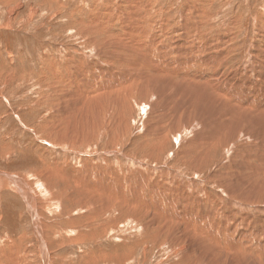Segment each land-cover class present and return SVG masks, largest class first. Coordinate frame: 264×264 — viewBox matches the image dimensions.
I'll return each mask as SVG.
<instances>
[{"label":"rangeland","instance_id":"1","mask_svg":"<svg viewBox=\"0 0 264 264\" xmlns=\"http://www.w3.org/2000/svg\"><path fill=\"white\" fill-rule=\"evenodd\" d=\"M139 20L143 26L141 30L137 25ZM132 26L135 33L124 32L125 28ZM115 33L122 39L121 41L117 38V41L119 46L127 50L126 53H144L143 57H131L130 61L124 55L128 66L125 65L122 69L136 71L134 64L137 59L150 60L152 68L157 66V61L158 65L166 63L167 67L173 66L175 70L178 68L181 75L184 72L185 76H191L194 69L196 72L198 63L208 64L206 60L211 55L212 59L219 57L218 60L214 58L217 64L224 63L219 70L226 73V76L231 71H242L240 78L248 80L245 81V86L249 91L254 92L253 86L258 87L257 89L263 87L264 55L258 46L264 49V0H0V264H45L41 255L43 248L40 235L49 244L47 252L51 253L48 254L50 264H195L186 263L174 256L178 244L174 245L169 232L175 226L181 228L179 220L184 218L173 219L170 214L174 212L179 216L175 210L185 203L188 204L189 198L203 199L202 195L210 197L211 194L210 200L214 206L220 203L218 206L223 204L227 207L231 197L232 201H245L248 204L245 215L251 221L262 224V219H252L251 216H264V197L261 194L255 195L248 188L249 177L246 176L252 170L260 168L256 165V158L251 160L248 154H245V158L240 157L241 150L247 147V141L241 143V138L236 141L233 135L230 136L231 139L229 136L224 140L217 139L215 147L208 150L198 163L195 161L202 153L203 148L200 146L206 143L205 137H218V134L226 132L229 125L228 122L221 124L223 121L215 116L210 117L212 114L198 111L202 107L200 105L209 102L207 99L216 98L208 94L207 87L174 78L169 84L164 82L170 93H163L162 80H159L157 90L162 95L157 94L166 97L165 101L169 100L172 108L176 107V112L180 109L182 114L177 118V115L171 113L169 106L167 112L171 114L164 119L163 134L158 133L161 129L156 127L163 121L162 110H158L161 104L152 100L144 101L138 94L133 96L135 92L145 93L147 88L154 85L153 81L143 82L139 77L134 83L137 84L139 80L136 88L132 90L133 97L129 103L131 111L122 113V125L117 123L116 130L113 126L108 127L107 121L104 123V130L98 132L99 122L93 121L90 110L86 117L84 113L82 120L76 123L77 114L62 113L64 116H60L61 113H57L64 105L84 102L87 95L99 93L98 79L95 77L84 83L83 76L90 75L89 63L93 64V60L103 63L107 61L98 57L99 53L108 52L105 50L106 46L111 54L116 53L113 39L109 36H115ZM126 40L131 47L123 45ZM210 40L218 48L216 52L215 48L206 54L203 48ZM159 49L165 51L162 53L164 56ZM179 49L186 55V59L192 61L184 69L179 67L183 60L182 57H177L182 53ZM82 60L86 62L81 66ZM249 71H252L251 80ZM234 73L231 74L233 78L238 76ZM114 74L102 75L101 80H109ZM137 75L140 76V73ZM177 80L180 85L176 84ZM183 85L187 88L189 86V90L185 88L182 95L176 94L181 92ZM200 87L206 90L203 91ZM190 88H200L199 94ZM59 93L67 95L68 98L63 101ZM96 97L97 102L100 101L101 97ZM263 98L264 96L258 97L257 102L264 103ZM213 99L210 102L216 108L210 106L214 109L222 106ZM90 101L86 104L88 109ZM149 104L152 105L150 111L147 108ZM156 104L158 106L154 107ZM131 105L134 108L131 109ZM146 114L152 115L151 118ZM200 119L202 121H198ZM208 119L211 122L208 123ZM75 125L78 127L77 134L73 129ZM94 129L98 135L94 139L82 141V136L87 137L90 130L94 132ZM220 129L223 130L221 133ZM150 130L155 132L150 133ZM66 135L67 138L60 139ZM227 147H231L230 156ZM256 148L248 151H253L254 156H261ZM91 166L96 168L92 169ZM114 170L119 177L114 176ZM87 184H99V188L100 184H104L107 194L88 195L84 188ZM112 185L116 186L115 193L119 204L116 213L121 210V214L118 212L115 217L107 212V201H110V196L114 193ZM254 186L259 187L264 194V184ZM188 187L192 191L197 190L195 192L199 194H191L193 192ZM186 189L190 191L192 198H186L187 195L183 193ZM226 192H230V196ZM49 193L51 196L46 195ZM24 195H28L29 202L36 201V214L28 207L31 202L28 204ZM107 195L109 198L105 199ZM59 197L63 199L60 205L68 211L61 215L55 211L48 213V205L55 207V203L60 201L57 199ZM177 197H181V202ZM101 204L106 206H101L93 221L104 219L107 223L99 226V232L95 229L91 232L92 228L84 229V226H88L86 224L78 226L73 232L72 228L67 233L63 229L59 233L53 232L63 226L65 219L73 215L79 217L90 214L92 209L89 210L88 207L95 208ZM129 206L132 208L127 211ZM74 208H77L76 211ZM201 209V213L195 212V217L189 220L207 231L214 220L213 212H207L212 210L209 206ZM70 210L71 213H68ZM178 211L181 213L184 209ZM183 213L181 216H184ZM118 215L123 217H119L116 224L114 218L118 219ZM199 215H206L211 224L206 227ZM159 218L160 226L156 227L155 224L159 225L156 222ZM171 218L173 222L166 220ZM36 221L44 229L40 235ZM185 230L196 232L191 227ZM93 232H98L95 238ZM182 232L181 230L178 235L189 237L187 243H191L190 238H193L192 244L195 246L198 233L195 236ZM85 233H89L88 238L94 239L83 242L70 240L71 237L79 238ZM221 242L223 245L222 239ZM185 250L189 252L186 246ZM195 256L202 264H209L206 255H200L198 250Z\"/></svg>","mask_w":264,"mask_h":264},{"label":"bare ground","instance_id":"2","mask_svg":"<svg viewBox=\"0 0 264 264\" xmlns=\"http://www.w3.org/2000/svg\"><path fill=\"white\" fill-rule=\"evenodd\" d=\"M140 20H142V19H140ZM140 20H139V22L137 24L139 30H141L142 27H143L140 24V22H141ZM142 23H144V22H142ZM131 28H129V29L128 28H125L124 32H127V33L132 34L131 31H133V33H135L136 30L133 28V26ZM147 29L148 28H146V30ZM137 32H138V30H137ZM145 33H147V32L145 31ZM145 33H142V34H145ZM117 35H118L117 33H115V36L109 34V36L113 39V42L112 43H113V46H114V48L116 50V53L115 54L122 55V56L118 57L115 54H111L110 53V49L106 46L105 47V50H108V52L107 53H99L98 54V57L99 58L106 59L107 61L103 63L101 61L100 62H97L96 60H93L92 61L93 64H90L89 63V71L91 72V73L89 72L90 75L89 76L88 75L83 76L85 78L83 80V81H85L84 83H86L88 80H90L92 78H95V77L98 79L99 87H97V88H99V91H98L99 93L98 94H89V95H87L86 98L84 99V102L83 101H79V102H73L70 105H64L63 108H61V109L59 108L58 109L57 113L58 114L61 113V114H59L60 116L62 115V113L63 114L65 113V115H71V114L74 115V114H77L78 115V118L75 120V123H76V122L82 120V118L84 116V113H85V117H86L87 114L89 113V110H90L91 117H92L93 121L99 122L98 128H97L98 132L104 130L103 127H106V125H104V123H107V121L109 123L108 124L109 125L108 127H112L113 126V127H115L114 130H116V128L118 126L117 123H119V124L121 123L120 125H122V121H121L122 113L123 112L124 113H127V112L129 113V111H131V110H129L130 109L129 108V106H130L129 103H131L130 101H132L131 100L132 97L134 95L138 94L139 98H142V100H144V101L145 100H150V101L152 100V102H157V103H160L161 104V106L158 108V110H162L161 116L163 118V121L161 123H159V125L156 126V127L157 128H160L162 130V131L159 130L158 133L162 132L160 134H163V131L165 129V126H163V124L165 123L164 119L169 118L171 113H173L175 116L177 115V118H180L179 116L182 115V114L180 113L181 112L180 109H178L177 112H176L174 110V109H176V107L174 109L172 108L173 105L170 104V103H168L169 100L168 101H165L166 97L164 98V96L163 97L160 96L162 94L159 93L158 90H157V84L160 83L159 80L161 79L163 81V82L161 81V85L163 87V93H166V92L168 93L169 92L166 89V85L164 84V82H166V83L169 84L172 80H174V78H176V79H178V78L181 79L182 78V80L185 81V82L194 83V84H196L198 86L207 87L208 88V94L211 95V96L213 95V97H216L215 99H213V98L210 97V99H213L215 102L218 101L222 106H218L217 109H214V108H216V107H214L216 105L213 106L212 105V102H210V99H207V100H209V102L206 100L207 102H204L203 105H200V106H202L201 108L198 106V108H200V109H198V111H200V113H202V114L203 113H206L207 115L212 114L210 117H214L215 116L220 121H223V122H221V124L222 123L224 124V122H226V123L228 122L229 125L226 124L228 128L224 125L227 128L226 132H224L221 129L219 130L220 133H221V131H223V133L218 134L219 135L218 137H215V136L207 137L205 135L206 136L205 137L206 138V140H205L206 143H204V144H202L200 146L201 148H203V150H201V152H202V153H200L201 155L199 157H197L195 159V161H197V163H198L199 160H202V157L206 154V152H208V150H212L215 147L216 142H217V139L220 140V139L223 138V140H224V138L227 137V136H229V138L231 139L230 136L233 135V137H235L237 139L236 141L240 140V138L242 140L241 143H244V142L247 141V147H245V148H243V150H241L240 157H244L245 158V154H248L249 155L248 157H250L251 160L253 158H256L257 159V164L256 165H257L258 168H260V170H252L251 173H249L248 175H246L247 177H249V181H248L249 184H247V185H248V188H250L253 191V193H255V195L256 194H261L264 197V194L261 193L260 188L254 186V185H256V186H262L264 184V103H261L262 101L260 103L257 102L258 101L257 100L258 97H260V96L263 97L264 96V93H263V91H264V81H262V83H261V85L263 86V87H261L262 89H257L258 87L253 86V89L252 90H254V92L253 91H249L248 90V87L245 86V81H248V80H245V78H243V79L240 78V73L242 71L236 72L239 77L237 76V77H234L233 78L231 76V74L234 73L233 71H231V73H229V75L226 76V73L224 74V73L220 72V70H219V69L222 68V66H223L224 63L222 65L221 64H217L216 60H214V58L215 59H217V58L214 57L212 59V57L210 58L211 55H209V59L206 60L208 62V64L207 65H205V64L199 65V63H198V66L196 65L197 66L196 72H195V69H194V72H193L194 74L192 75V73H191V76H185L184 72L181 75L180 72H179V70L177 71L178 68L175 70V68H173V66L172 67H167L168 64H166V63H162V64L158 65L156 60H154V61H156L155 63L157 65L155 68H152V62L150 60L141 61V60H138L137 59L136 62H135V64H134V67L136 68V71H135V69H134V71L132 69H125V68L122 69L125 65L128 66L127 65L128 62L125 61L126 57L130 61V58L131 57H135V56L137 58L139 56L143 57L144 56V53L138 52V53H135V55H130V54L126 53L127 50L124 47L119 46V42L117 41V38H118V40H121V41H122V39H120ZM95 38H97V37H95ZM210 41L207 42L204 45V48L202 47L203 50H204V52H206V54H208L207 52H209V51L211 53L216 48V45L212 41L211 42ZM178 42H179V40H178ZM123 45L130 46V42L128 40H126L123 43ZM145 47H146V44H145ZM217 48L215 49V52H216ZM175 49H178V48L176 47ZM258 49L264 55V49L261 46H258ZM159 51H160V54L165 53V51H163V49H159ZM179 52H182V50L180 51V49H179ZM181 55L180 56L179 55L177 56V57H182L183 58L182 62H180L181 65L179 64L180 65L179 67H182L184 69L186 67V65L187 64L189 65V63H191L192 61L190 59H186L185 58L186 55L183 54V52L181 53ZM92 59H95V58L92 57ZM150 59H152V58H150ZM218 59H219V57H218ZM200 60H198V61H200ZM85 62H86L85 60H82V62L80 63L81 66ZM219 62H221V61H219ZM220 66H221V68H220ZM224 66L226 67L227 65H224ZM254 66H255V64H254ZM189 68L191 70L192 64H191V66ZM78 69H79V65H78ZM198 69H200V70L197 71ZM201 69H203V70H201ZM136 72L140 73V76H138L137 75L138 73L136 74ZM211 72H212V74H211ZM260 72H262V71H260ZM236 73H234V74L236 75ZM251 73H252V71H249V74H248V75H250V79L249 80H251ZM253 73L256 74V75H259V73H255L254 71H253ZM111 74H114L111 79H109V80H101L102 75H111ZM75 75H77V74H75ZM189 75H190V73H189ZM259 76H261V75H259ZM137 77H139L138 79L143 80V82H150L151 81L150 83H152V81H153V84L154 85H151L149 83L151 86H150V88H147L145 90V93H143V92L136 93L135 92V94H133V96H132V90L136 88V85L139 82V80H138L137 84H134L136 82ZM259 78L260 77H257V79H259ZM175 82L177 84L178 83V80L175 81ZM256 82H258V81H256ZM81 83H79V84H81ZM178 84L180 85V83H178ZM246 84H247V82H246ZM259 84L260 83H258V86H259ZM183 87L184 88L181 90V92H178L176 94L182 95L183 94V90L185 88H187L184 85H183ZM246 87H247V90H246ZM171 88H170V90H171ZM181 88H182V86H181ZM188 88H189V86H188ZM200 88L203 91L206 90L203 87H200ZM200 88H198V89H195L194 88V89H195V91H198ZM234 88H237L238 90H235ZM190 89L191 90H194L192 88H190ZM233 89H234V91H233ZM161 91H162V89H161ZM190 92H192V91H190ZM190 92H189V94H190ZM157 93L160 94V95H158ZM187 93L188 92H186V94ZM197 93L199 94V91ZM201 93L202 92H200V94ZM59 94H61V93H59ZM98 95L101 98H100V101L97 102V97L96 96H98ZM143 95H145V96H143ZM61 96H62V100L63 101H65L68 98L67 95H62L61 94ZM198 96H200V95H198ZM198 96H195V97H198ZM57 97H58V95H57ZM89 100H91L90 101L91 102L90 109H88L86 107V104H87V102ZM191 100H193V99H191ZM203 100H204V98H203ZM213 100H211V101H213ZM186 101H187V99H186ZM163 102H165V103H163ZM193 102H195V101H192V103ZM134 105H131V109H132V107L134 108ZM182 105L184 106L183 103H182ZM210 105H212L214 108L212 106H210ZM157 106H158V104H156L154 107H157ZM169 106H170V109H171L170 111H172L171 113H168L167 112ZM147 108H149V111H150L152 109V105H150V104L147 105ZM184 109H186V108H184ZM146 115L149 116L150 114H146ZM62 116H64V115H62ZM151 116L152 115H150V118H151ZM65 117H68V116H65ZM202 117H203V115H202ZM207 117H209V116H207ZM54 118H55V116H54ZM201 119L198 120V121H202ZM203 119H205V118L203 117ZM209 119H211V118H209ZM205 121L207 122V120H205ZM209 122H211V120H209L208 123ZM203 123H204V121H203ZM203 123H202V126L205 124V123L204 124ZM166 127H167V125H166ZM215 127L218 128L216 125H215ZM73 129H74V132L77 134V132H78L77 125H75ZM184 129H186V128H183V130ZM197 130H199V129H197ZM200 130H202V129H200ZM216 130H218V129H216ZM150 131H151L150 133L155 132V131H152V130H150ZM95 132H96V130L94 132H91V130H90V133H89V135L87 137H83L82 136V141L86 142L88 139H94V136H96V134H97ZM122 132H124V131H122ZM146 132H148V131H146ZM215 133L217 134V131ZM199 137H201V136H199ZM65 138H67V135L60 137L61 140H64ZM157 138H158V136H157ZM201 138H204V137H201ZM202 141H204V139ZM231 141H233V140H231ZM225 142H226V140H225ZM233 143L235 144V141ZM254 147H257L256 150H258V151L261 152V156H254L253 155L254 154L253 151H250V152L248 151L249 149L254 148ZM227 148H229V150H228V152L227 151L226 152L228 153V156H230L231 155L230 154L231 153V147H227ZM183 158H186V156H183ZM192 162H193V160H192ZM91 168L92 169H95L96 167L91 166ZM115 171L116 170H114V172ZM122 172H123V170H122ZM244 173H245V171H244ZM110 175H114V173H110ZM114 176L119 177V175H118L117 172H115V175ZM130 178H129V180H130ZM137 180L139 181V179H137ZM103 185L100 184V188H99V184H94V185L87 184V185L84 186V188L87 191L88 195L95 194V193H106L107 194V190L105 189V187ZM115 187H116L115 185H112V188L114 189V193L111 194L110 201H107L108 202V211L107 212H109L110 216L113 215V217H115L118 214V212H119V214H121V210L116 213V209H118L117 208V205L119 206V204H118L117 195L115 193ZM168 187H169V185H168ZM180 188H181V186H180ZM141 189H142V187H141ZM160 189H161V187H160ZM178 190H180V189H178ZM192 190L190 189V191H192ZM170 191H171V189H170ZM190 191H188V189H186V192L183 190V193H185L187 195L186 198H189V197L192 198V195L191 194H193V195H196L197 194L195 192L197 190L192 191L193 193H191V194H190ZM24 192H26V191H24ZM160 192H162V190ZM262 192L264 193V189L263 188H262ZM178 193L180 195V192H178ZM229 193L230 192H226L225 194L227 196H230ZM26 194H27V192H26ZM173 194L176 195L175 192H173ZM198 194H199V192H198ZM201 194H203V193H201ZM208 194H210V193H208ZM46 195H50L51 196V193L46 194ZM161 195H162V193H161ZM166 195H165V197H166ZM27 196L28 195H24V197L26 198L28 204L31 202V205H29V206L27 205V206L30 207L32 213H35L36 214V208H35L36 207V203H35L36 201L34 202V201H31L30 200V202H29V199H27ZM59 196H62V195L60 194ZM96 196H97V194H96ZM131 196H133L132 193H131ZM203 196H204L203 199H200V198L190 199L189 198V201H188L189 203L188 204L185 203V205H183V206L181 205L180 206V208L178 210L184 209V211H183L184 213L181 212V213L184 214V216H181L182 214L179 213L178 210H175V212H177L179 214V216H176L174 212L172 214H170V216L172 215V218L173 219H176L178 217L184 218V220H179V223H181V228L180 227H176V226L174 227L173 226L174 228L172 230L170 229L171 231L169 230L170 231L169 232L170 233L169 234L170 235L169 236L170 239L171 240H174L173 241L174 242V245L175 244H178V247L175 248V250H174V256H177V257L181 258L186 263L187 262H191V263L193 262L195 264H202L201 261L198 258H196V256H195V252L198 250L199 253H200V255H206L205 257L209 260V264H264V223H263L264 216H261V217H256V216L253 217V216H251L252 219H254V218H260V219H262V224L259 225V224L255 223L254 220L251 221V218H249V216H246L247 214L245 215V213H247V208H248V204L245 203V201L243 203H242V201H240V199H238L239 201L234 200V199L232 201L231 200L232 197H231V199L229 198V200H228L229 201V204H228L227 207H226V205H223L222 203H221L222 205H220V206H218L220 203L217 206H214L213 203H212L213 201L211 202V200H210L211 194H210V197L209 196L206 197L205 195H202V197ZM151 197H152V195H151ZM169 197H171V196L169 195ZM106 198H109V195H107L105 197V199ZM173 198H175V197H173ZM180 198L181 197H177L178 200ZM57 199H60V197L57 198ZM144 199H146V198H144ZM61 200H63V199L61 198L59 202H56L55 203V207H49V205H48L47 212L48 213H53L55 211L59 215H61L65 211L67 212L68 210L65 209L64 207H62L60 205ZM164 200H165V198H164ZM53 201H55V200H53ZM156 202L154 201V203H156ZM182 204H183V202H182ZM169 205L170 204H168V207H169ZM191 205H193L195 208L192 207ZM101 206L104 207L106 205L101 204V205H99V206H97L95 208L94 207L93 208L92 207H88L89 210L92 209L91 210L92 212L90 214L85 215V216L73 217L74 216L73 215L72 216L73 218L70 216L71 218L65 219V221L63 222V226H60L59 228L55 229L53 232H58L59 233V230L60 229H63V231H65L67 233V231L68 230H71V228H72L71 231L73 232L75 228H78V226H82L84 224L88 225V226H84L83 227L84 229H91L92 228L91 229V232L93 231V229H95V230H97L99 232V229H98L99 226L102 225V224H106L107 223V221L104 220V219H99V220L93 221V218H95L99 214L98 213V210L101 209ZM171 206H173V205H171ZM206 206H209L212 210L214 209L213 211L212 210L211 211H208L207 210V212H209V213L213 212L212 215L214 216V220H213V223L212 224H211V222L208 221L206 215H199V217L202 218L203 221L206 223V227L211 224L208 227L207 231L202 230L201 228H199L198 226H196L193 222H191L189 220L190 218L195 217L194 216L195 212H198V213L200 212L201 213V211L204 209V208L203 209H201V208L202 207H206ZM253 206H255V205H253ZM131 208H132V206H129V208H127V211L129 209H131ZM159 208H161V207H159ZM165 208H166V211H167V207L166 206H165ZM225 208H227L229 212L226 211ZM74 209L73 210L76 211L77 208H74ZM169 210L171 211V209H169ZM204 211H203V213H204ZM249 211H250V208H249ZM68 213H71V210ZM166 213H168V212H166ZM256 213H257V211H256ZM35 214H33V215H35ZM122 214H124V213H122ZM254 214H255V212H254ZM257 215H258V213H257ZM119 217L122 219L123 216L122 215H118L117 216L118 219L114 218V221L116 222V224H117V222L119 220ZM172 218L171 219H166V220H170L171 222H173V219ZM97 221H101V222L100 223H97ZM160 221H161L160 218H159L158 221H156V222L159 223V225H156L154 223L156 227H159L160 226ZM36 223L38 225V232H39L38 235H40V233L42 232V229L43 228H41L40 223H38V221H36ZM250 223H252V224H250ZM145 225H147V224H144V226ZM146 227H148V226H146ZM187 227H191L192 229H194L198 233V241H197V243H201V245H198L196 243V245L194 246L192 244L193 243V240H194L193 238L192 239L190 238L191 243H187V240H188L189 237L179 236L178 235L181 232V230H182L183 231L182 232L183 234L190 233L192 235L197 236V233L196 232H194V231L189 232V231L185 230ZM98 232H93L94 238L98 235ZM155 234L153 233V235H155ZM167 234H168V232H167ZM40 236H39V238H40L39 240L41 241V245H42V248H43L41 255L43 256V258L45 260L44 263L45 264H48L49 263V260H48L49 256H48V254H51V253H48L47 252V247H48L47 244L48 243L46 241H44V239H42V237H40ZM88 237H89V233H85V234L81 235L79 238L78 237L77 238L71 237V239L70 238L69 239L70 240H74V241H82V242L85 241V240H87V239H94V238H88ZM159 237H160V235H159ZM219 237L224 241V244L223 245H222L221 239ZM151 241H152V239H151ZM185 246L189 248V252H187L185 250ZM179 249H182V250H179ZM181 259H180V261H181Z\"/></svg>","mask_w":264,"mask_h":264}]
</instances>
